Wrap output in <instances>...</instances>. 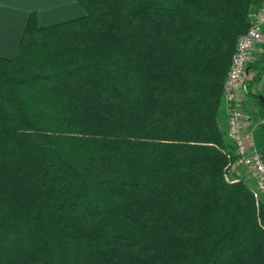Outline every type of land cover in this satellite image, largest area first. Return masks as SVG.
I'll return each instance as SVG.
<instances>
[{
  "label": "trees",
  "instance_id": "16d2710c",
  "mask_svg": "<svg viewBox=\"0 0 264 264\" xmlns=\"http://www.w3.org/2000/svg\"><path fill=\"white\" fill-rule=\"evenodd\" d=\"M75 1L0 56V264H264L218 121L261 0Z\"/></svg>",
  "mask_w": 264,
  "mask_h": 264
},
{
  "label": "built area",
  "instance_id": "2783aa9c",
  "mask_svg": "<svg viewBox=\"0 0 264 264\" xmlns=\"http://www.w3.org/2000/svg\"><path fill=\"white\" fill-rule=\"evenodd\" d=\"M248 27L237 39L232 61L223 85L222 102L228 118L226 133L234 146V158L227 165L228 173L242 169L254 180L257 203L264 201V158L257 147L252 128L244 126V114L238 97L253 61L256 43L264 31V1L248 13Z\"/></svg>",
  "mask_w": 264,
  "mask_h": 264
},
{
  "label": "crops",
  "instance_id": "0c3cea01",
  "mask_svg": "<svg viewBox=\"0 0 264 264\" xmlns=\"http://www.w3.org/2000/svg\"><path fill=\"white\" fill-rule=\"evenodd\" d=\"M31 12L37 13V22L39 26L52 25L78 18L85 14L82 7L79 6L75 0H0L1 57L12 58L18 53ZM257 43L258 47H256V51L259 57L264 53V31L261 39ZM252 73H254V69L249 66L246 78L249 82L248 84H246V82L244 83L242 93L238 98L241 109L246 113V115H244L243 123L244 126L248 128H253L254 124H252V118L248 110L247 102L249 105L256 103L254 100L256 96L250 93L252 90L254 92V89L256 88L251 86H257V88L260 89V94L264 96V73L260 74L258 80L255 79L256 81L250 79ZM247 85L251 86L248 87ZM257 98L259 100V97ZM223 108L222 103V114L220 112L218 121L221 130L225 132L227 127V117ZM259 113H263L262 109L258 110V114Z\"/></svg>",
  "mask_w": 264,
  "mask_h": 264
},
{
  "label": "rangeland",
  "instance_id": "374dc122",
  "mask_svg": "<svg viewBox=\"0 0 264 264\" xmlns=\"http://www.w3.org/2000/svg\"><path fill=\"white\" fill-rule=\"evenodd\" d=\"M263 1L264 0H261L260 4ZM254 7H252V8H254ZM239 36H238V38H239ZM256 47H258V43H256V45H255L254 52H253V61L250 64L251 68L254 69V73H252V75H250V79H253L254 81L258 80L259 75L264 73V53L262 54V56L258 57L257 51H256ZM246 78H247V75L245 77V82H246V84H248L249 81H247ZM247 86L250 87L251 85H247ZM251 87L256 88V89H254V92H258L259 94L261 93L260 89L257 88V86L253 85ZM251 92H253V90ZM241 93H242V91L240 92V94ZM240 94H239V96H240ZM222 96H223V94H222ZM254 100L256 101L255 104L249 105L248 102H247V105H248V110H249V112L251 114L252 124H254L253 128H252L253 132H254V138H255V141L257 143V147L260 150V152L262 153L263 158H264V110L262 109L261 105L258 104L259 103L258 98L256 97V98H254ZM222 103L223 102H221V104ZM223 107H224V104H223ZM223 109L225 110V108H223ZM261 109H262L263 113H261V114L259 113L258 114V110H261ZM220 112L222 114V109H221ZM225 114H226V111H225ZM243 114L246 115V113L244 111H243ZM226 117H227V114H226ZM261 120H263V121H261ZM227 124H228V118H227ZM223 129H224V127H223ZM226 129H227V127H226ZM225 134H226L227 139L229 140V138L227 136V133H226V130H225ZM226 171H227V173H225V176H226V178L228 180H234V179H237V178L243 179V180H245V182H247L249 184V186L252 189L254 188V180H253V178L251 176H249V174H247V171L245 169H242L241 171H239L238 173H235V174L234 173L233 174L232 173L229 174L228 170H227V167H226Z\"/></svg>",
  "mask_w": 264,
  "mask_h": 264
},
{
  "label": "water",
  "instance_id": "95a60500",
  "mask_svg": "<svg viewBox=\"0 0 264 264\" xmlns=\"http://www.w3.org/2000/svg\"><path fill=\"white\" fill-rule=\"evenodd\" d=\"M259 98L264 102V96L262 94H260Z\"/></svg>",
  "mask_w": 264,
  "mask_h": 264
}]
</instances>
